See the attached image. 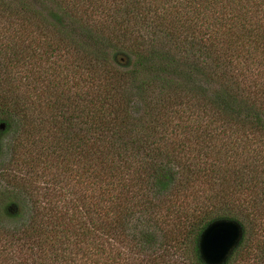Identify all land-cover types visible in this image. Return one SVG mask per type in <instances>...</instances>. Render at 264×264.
<instances>
[{
	"label": "trees",
	"instance_id": "trees-1",
	"mask_svg": "<svg viewBox=\"0 0 264 264\" xmlns=\"http://www.w3.org/2000/svg\"><path fill=\"white\" fill-rule=\"evenodd\" d=\"M0 264H264V0H0Z\"/></svg>",
	"mask_w": 264,
	"mask_h": 264
},
{
	"label": "water",
	"instance_id": "water-1",
	"mask_svg": "<svg viewBox=\"0 0 264 264\" xmlns=\"http://www.w3.org/2000/svg\"><path fill=\"white\" fill-rule=\"evenodd\" d=\"M242 232V226L234 219L215 218L211 220L198 235L199 259L204 264H223L238 245Z\"/></svg>",
	"mask_w": 264,
	"mask_h": 264
}]
</instances>
